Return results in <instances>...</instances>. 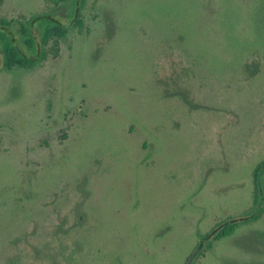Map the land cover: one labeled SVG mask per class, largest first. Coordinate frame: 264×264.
Listing matches in <instances>:
<instances>
[{"label": "rangeland", "instance_id": "rangeland-1", "mask_svg": "<svg viewBox=\"0 0 264 264\" xmlns=\"http://www.w3.org/2000/svg\"><path fill=\"white\" fill-rule=\"evenodd\" d=\"M262 165L264 0H0V264H264Z\"/></svg>", "mask_w": 264, "mask_h": 264}, {"label": "trees", "instance_id": "trees-1", "mask_svg": "<svg viewBox=\"0 0 264 264\" xmlns=\"http://www.w3.org/2000/svg\"><path fill=\"white\" fill-rule=\"evenodd\" d=\"M60 30H56V28L52 29L51 31H49V34L53 35V36H61L62 37V33L63 30H66L65 26H59ZM5 53V52H3ZM14 55V53H12L11 51L8 52L7 56H9L10 58H12ZM15 61V59H14ZM264 166V165H262ZM262 166H259L258 168L255 169L254 172V180H255V184H254V188L255 190L258 192L259 198H261L262 196H264V172H262ZM236 226L232 225L229 226V228L227 230H225L224 228H222L220 230V232L214 237L215 241H218L222 238L225 237H229L232 233L233 230Z\"/></svg>", "mask_w": 264, "mask_h": 264}]
</instances>
